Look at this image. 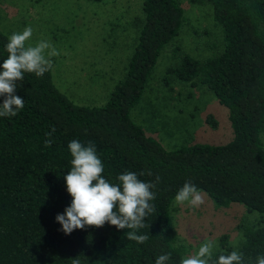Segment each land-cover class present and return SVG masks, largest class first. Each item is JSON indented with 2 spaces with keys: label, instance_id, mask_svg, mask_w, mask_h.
Segmentation results:
<instances>
[{
  "label": "trees",
  "instance_id": "16d2710c",
  "mask_svg": "<svg viewBox=\"0 0 264 264\" xmlns=\"http://www.w3.org/2000/svg\"><path fill=\"white\" fill-rule=\"evenodd\" d=\"M188 1L211 7L213 21L221 26L222 49L202 60L182 55L165 69L162 82L167 86V75L173 74L190 86L205 84L227 109L232 139L221 145L166 149L130 119L161 49L183 21L176 0H142V13L134 18L138 35L124 75L101 105L72 101L54 83L52 69L42 77L25 73L17 81L15 95L24 100V107L14 117H0V264H155L165 253L168 264H180L182 251L174 245L169 208L186 181L216 206L236 202L258 214L255 223L240 225L237 248L228 245L226 234L219 237L213 260L237 250L243 253L242 264H255L256 257L264 255V150L259 137L264 126V0ZM7 38L0 31V64L8 55ZM3 100L0 96V104ZM205 120L213 128L217 124L209 114ZM52 128L55 132L46 136ZM72 140L95 145L104 164L102 175L110 183L134 172L138 179L156 184L150 201L155 212L135 230L148 236L143 244L126 238L132 229L109 223L68 235L60 230L56 216L72 200L63 179L71 168L67 145Z\"/></svg>",
  "mask_w": 264,
  "mask_h": 264
},
{
  "label": "rangeland",
  "instance_id": "374dc122",
  "mask_svg": "<svg viewBox=\"0 0 264 264\" xmlns=\"http://www.w3.org/2000/svg\"><path fill=\"white\" fill-rule=\"evenodd\" d=\"M176 2L183 12L178 34L161 49L129 117L166 149L194 143L221 145L232 139L233 130L226 107L217 101L212 91L200 82L190 86L173 74L167 75V86L162 82L166 77L165 69L174 62L178 63L182 55L202 60L219 54L223 45L221 26L213 21L208 4H190L188 0ZM100 3L86 0H0V31L8 37L31 25L33 34L28 43L49 39L59 52L65 47L60 53L62 56L59 55L54 63L53 77H68L65 81L55 80L59 89L65 90L72 81H76L72 87L79 85L76 76L83 75L93 82V86H97L106 74L96 67L95 57L88 53L99 50L101 38L104 49L113 53L114 44L116 48L122 46L123 49L130 43L137 28L134 18L142 13V0H107L101 6L98 5ZM127 29H131L132 33L123 38ZM73 43H77V47ZM174 48H177L176 51ZM113 56L115 62L116 55ZM127 57L124 59L122 55L118 58L113 72L120 74ZM55 58L52 59L55 61ZM180 83L187 84V87L182 88ZM208 114L217 122L214 128L205 120ZM259 137L264 150V126ZM201 192L204 203L199 208L193 209L187 203L177 205L175 197L170 202L174 245L181 249L182 258L194 254L207 238L219 245L222 234L227 235L229 246L237 248L242 241L240 225L253 224L257 219L256 212L248 211L241 203L216 206L205 192Z\"/></svg>",
  "mask_w": 264,
  "mask_h": 264
},
{
  "label": "clouds",
  "instance_id": "9594fccd",
  "mask_svg": "<svg viewBox=\"0 0 264 264\" xmlns=\"http://www.w3.org/2000/svg\"><path fill=\"white\" fill-rule=\"evenodd\" d=\"M32 34L33 29L28 25L22 32H13L7 38L5 48L8 55L0 64V96L4 97L0 104V117H14L24 107V100L15 95L17 81L23 80L25 73L42 77L53 68L52 58L60 55L49 39L28 43ZM54 132L55 128H52L45 135L51 137ZM51 143V139L46 141V144ZM67 147L72 157L71 168L63 179L72 200L64 213L56 216V221L62 226L60 230L68 235L85 226L102 227L109 223L117 229H132L126 233V238L143 244L148 236L138 235L135 230L143 228L145 217L155 212V206L150 201L155 199L152 189L156 184L138 179L134 172L122 173L117 177L118 183H110L102 175L104 164L92 142L84 145L72 140ZM147 175L152 173L149 171ZM159 180L157 176L156 182ZM175 202L177 205L187 203L195 209L204 203V199L201 190L191 181H186L176 193ZM218 248L215 240L207 238L194 254L182 258L180 264H210V261L211 264H242L243 253L237 250L229 254L221 253L218 259L213 260V251ZM169 260V254H161L155 264H168ZM73 264H79V261L74 260ZM255 264H264V255L257 256Z\"/></svg>",
  "mask_w": 264,
  "mask_h": 264
},
{
  "label": "crops",
  "instance_id": "0c3cea01",
  "mask_svg": "<svg viewBox=\"0 0 264 264\" xmlns=\"http://www.w3.org/2000/svg\"><path fill=\"white\" fill-rule=\"evenodd\" d=\"M86 1H91V0H86ZM104 1H107V0H104ZM104 1L103 0L100 1L102 3H100L98 5H100V6L103 5ZM92 2H94V1H92ZM124 32L126 34L124 35L123 38L128 36L127 33L128 34L132 33L131 29L124 30ZM137 35H138V29L136 28V29H134V35H132L130 43L127 46H124L123 49H122V46L119 48H116L115 44H114L113 45V53L110 52L108 49H104L105 46H102V42H104V41L101 38V40L98 42V44L100 46L99 50H97L95 48L96 49L95 52L88 53V54L95 57L93 59V61L97 65L96 67L106 74V78H104L103 81L100 84H98L97 86H93V82H89L87 79H85V75L79 76V77L76 76V79H78V82H80L79 85L72 87L76 81H72L70 83L68 82L69 84H68V86L66 85V89L65 90L60 89V90L65 92L72 99V101H74L75 103H78V104L101 105L102 103H104L106 101L112 87L115 85V83L118 80H120L122 78L121 75H123L125 72L126 65H122V71L120 72L119 75L117 73L113 72L114 63L117 62L119 57L122 58V55H123L124 59H126L127 56L129 57V55L132 51L133 43H134ZM119 36H121V33L119 34ZM73 45H74V47H77V43H73ZM64 50H65V47H64L63 51H60V53L64 52ZM105 50H107V53L105 52ZM107 55H109L111 57H107ZM113 55H116L115 62H114V56ZM60 56H62V54H60ZM128 57H127V59H128ZM57 59H58V56L55 58V61L53 60V64L57 61ZM126 62H127V60H126ZM53 70H54V66L52 68V73L54 75L55 73L53 72ZM67 79H68V77L60 76V75H56L55 78L53 77L54 82L60 81V80L65 81ZM82 86L86 90H83ZM79 92H80V94H78Z\"/></svg>",
  "mask_w": 264,
  "mask_h": 264
}]
</instances>
